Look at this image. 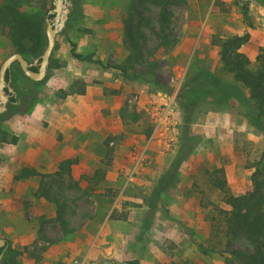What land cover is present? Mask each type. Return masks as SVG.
<instances>
[{
  "label": "rangeland",
  "instance_id": "obj_1",
  "mask_svg": "<svg viewBox=\"0 0 264 264\" xmlns=\"http://www.w3.org/2000/svg\"><path fill=\"white\" fill-rule=\"evenodd\" d=\"M54 1L28 0L20 9L44 20L47 44ZM78 2L74 7L70 0L65 27L56 35L53 59L61 66L48 70L39 85L12 70L13 91L33 90L39 97L26 114L7 113L10 99L0 114V139L6 140L0 142V235L18 252V264H224L218 254L198 248L207 245L215 213L207 204L227 208L208 173L223 167L232 192L245 194L264 151V131L251 123L255 111L246 104L198 105L188 129L198 145L171 178L186 126L177 96L202 68L236 82L221 62L222 40L247 35L241 52L252 69L260 67L264 6L244 0L245 14L235 0H187L173 8L179 44L166 53L146 28L153 56L136 63L129 59L123 22L131 0ZM7 5L0 0V67L15 52ZM151 7L144 16L154 20L158 10ZM73 44L103 65L75 59ZM81 89L86 93H76ZM134 95L141 102L130 106ZM167 101L179 122L169 145L148 136L153 123L146 111ZM66 159L75 160L71 178L55 174ZM24 167L44 176L16 180ZM97 170L104 177L95 184L90 178Z\"/></svg>",
  "mask_w": 264,
  "mask_h": 264
},
{
  "label": "trees",
  "instance_id": "obj_2",
  "mask_svg": "<svg viewBox=\"0 0 264 264\" xmlns=\"http://www.w3.org/2000/svg\"><path fill=\"white\" fill-rule=\"evenodd\" d=\"M7 12L8 35L15 47L14 53H20L31 64L32 60L40 59L46 46V35L42 29L44 20L32 14H24L20 9L28 0H5ZM244 0H235V4H241ZM264 6V0H259ZM78 0H72V5L79 6ZM187 5V0H131L127 15L123 19L124 33L126 35V45L131 49L129 59L136 63H143L147 57L153 56V51L149 47L150 39L147 30L150 31L152 38L158 42L157 48L164 49L169 53L179 44L176 36L177 26L175 22L176 13L173 8ZM244 13L247 7L241 4ZM154 6L158 12L156 18L151 20L144 16V11H152ZM49 16V15H48ZM6 17V16H4ZM49 18H53L50 15ZM46 21V20H45ZM248 36H236L220 43L221 62L224 69L235 79V83H229L221 80L213 71L208 68L199 69L192 72L184 81L177 96L179 106L184 116V131L181 136V144L178 155L170 166V177L176 174L182 163L186 161L197 147L196 139L191 137L189 127L194 122L195 112L200 104H212L218 108L229 106L235 100L238 103L246 104L252 112L248 117L255 128L264 131V52L259 55L258 61L260 67L257 70L251 68V60L241 52L242 47L248 42ZM76 45H72V56L80 61L94 62L103 65L94 60L92 56H83L75 51ZM264 51V50H263ZM61 65L53 59V53L50 59L48 70ZM117 67V66H111ZM20 72L26 79L20 65H12L7 74V80L12 82L13 69ZM124 71L122 68H117ZM32 70L38 71L36 66ZM154 77H156L154 75ZM29 80V79H28ZM156 85H160L157 79H154ZM243 84L244 88L238 83ZM34 85L41 82L31 81ZM13 86V84H10ZM11 95L10 102L7 105V113L26 114L37 101L39 95L37 91L21 92L15 90ZM80 94H85V89H81ZM3 117V116H2ZM1 120V117H0ZM153 127L151 126L148 136L151 135ZM1 138L0 142H5ZM16 142V139L14 140ZM110 143V142H109ZM75 160H63L55 172L57 176L72 177V167ZM252 167L254 171L251 175V187L242 195H235L228 183L226 171L217 168L208 173L210 185L222 193V202L227 208L219 207L214 203V214L210 216V232L207 245L199 244V250L204 254L215 253L223 258L224 264H264V151L260 160ZM44 174L35 168L24 167L15 176L16 180L28 179L30 177H43ZM104 177L101 170H97L90 180L97 184ZM169 178V175H168ZM173 178V177H171ZM170 179V178H169ZM164 184L158 186L162 187ZM157 196L160 191L156 190ZM0 237H2L0 235ZM3 238V237H2ZM239 240L247 243L245 247L235 245ZM6 249H0V255L3 258L0 264H18L17 255L7 241Z\"/></svg>",
  "mask_w": 264,
  "mask_h": 264
},
{
  "label": "water",
  "instance_id": "obj_3",
  "mask_svg": "<svg viewBox=\"0 0 264 264\" xmlns=\"http://www.w3.org/2000/svg\"><path fill=\"white\" fill-rule=\"evenodd\" d=\"M70 4V0H55L54 9L49 11L48 15H55L53 19H47V47L41 56L40 67L38 71L32 70V67L35 66V63H29L20 53H13L8 56L2 63L0 67V114L6 109V104L9 101L11 95L6 94L8 89L10 93L15 94L12 87L10 86V81L7 80V74L10 71L13 64L18 63L25 74L30 80L35 82L43 81L48 72L50 59L56 45V35L62 31L65 27L68 10L67 6ZM37 62L40 59L36 60ZM8 246L7 240L0 237V249ZM3 258V254L0 255V261Z\"/></svg>",
  "mask_w": 264,
  "mask_h": 264
},
{
  "label": "built area",
  "instance_id": "obj_4",
  "mask_svg": "<svg viewBox=\"0 0 264 264\" xmlns=\"http://www.w3.org/2000/svg\"><path fill=\"white\" fill-rule=\"evenodd\" d=\"M140 102L138 95H134L128 100L130 106L138 105ZM172 103V101L157 103L151 110H146L153 123L151 139L159 138L165 145H169L174 140L179 125L177 109ZM38 245L42 246L43 244L39 242ZM74 264H80V262L76 260Z\"/></svg>",
  "mask_w": 264,
  "mask_h": 264
},
{
  "label": "flooded vegetation",
  "instance_id": "obj_5",
  "mask_svg": "<svg viewBox=\"0 0 264 264\" xmlns=\"http://www.w3.org/2000/svg\"><path fill=\"white\" fill-rule=\"evenodd\" d=\"M55 15H53V18H54ZM53 18H49V19H53Z\"/></svg>",
  "mask_w": 264,
  "mask_h": 264
},
{
  "label": "crops",
  "instance_id": "obj_6",
  "mask_svg": "<svg viewBox=\"0 0 264 264\" xmlns=\"http://www.w3.org/2000/svg\"><path fill=\"white\" fill-rule=\"evenodd\" d=\"M5 239V238H4ZM7 240V239H6ZM8 241V240H7Z\"/></svg>",
  "mask_w": 264,
  "mask_h": 264
}]
</instances>
